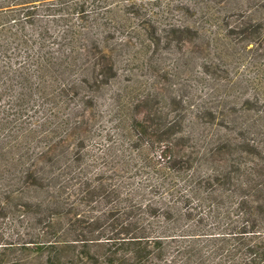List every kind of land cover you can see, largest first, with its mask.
I'll return each mask as SVG.
<instances>
[{
    "label": "trees",
    "instance_id": "1",
    "mask_svg": "<svg viewBox=\"0 0 264 264\" xmlns=\"http://www.w3.org/2000/svg\"><path fill=\"white\" fill-rule=\"evenodd\" d=\"M33 1L0 0V99L8 98L0 135L14 126L0 136V264H264V143L199 135L193 125L186 140H167L175 124L150 125L139 114L143 99L127 87L110 103L121 148L108 144V179L91 175L70 104L104 66L82 64L90 54L81 53L74 27L29 33ZM60 3L46 7L88 14L84 3ZM143 56L136 51L127 62ZM35 112L43 118L27 126ZM206 114L210 124L218 117L215 108ZM81 201L106 206L90 236L72 228ZM17 250L36 257L17 258Z\"/></svg>",
    "mask_w": 264,
    "mask_h": 264
},
{
    "label": "rangeland",
    "instance_id": "2",
    "mask_svg": "<svg viewBox=\"0 0 264 264\" xmlns=\"http://www.w3.org/2000/svg\"><path fill=\"white\" fill-rule=\"evenodd\" d=\"M58 2L66 9L84 3L88 14L62 16L46 7ZM26 6L35 13L27 25L29 33L47 27L58 36L74 27L81 34V53L88 50L90 54L82 64L104 66L103 76L84 81L80 99L70 104L75 113L79 110L77 135L85 138L91 175L102 172L108 179V144L113 142L118 151L121 148L110 103L114 92L127 87L135 90V100L143 99L139 114L150 125L175 124L166 130L167 140H186L193 125L199 135L228 134L264 143V0H36ZM87 35L89 42L85 41ZM48 44L56 49L53 38ZM139 50L144 53L143 62L128 63L127 57ZM70 80L83 81L79 75ZM81 97L84 110L78 107ZM7 105V97L0 99V117ZM208 107L218 113L211 124ZM31 115L33 120L27 118V126L43 118L38 112ZM231 121L238 127H228ZM76 124L72 122V126ZM13 127L0 136L8 137ZM256 132L261 136L256 137ZM105 208L81 201L79 221L72 228L88 236L95 233L92 218ZM16 256L24 260L25 256L36 257L20 250Z\"/></svg>",
    "mask_w": 264,
    "mask_h": 264
}]
</instances>
